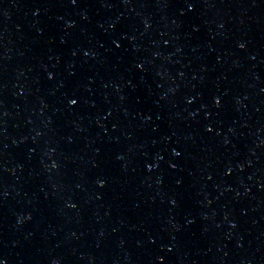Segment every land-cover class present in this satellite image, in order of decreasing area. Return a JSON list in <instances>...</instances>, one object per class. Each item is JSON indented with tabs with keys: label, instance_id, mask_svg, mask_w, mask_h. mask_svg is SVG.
<instances>
[{
	"label": "water",
	"instance_id": "95a60500",
	"mask_svg": "<svg viewBox=\"0 0 264 264\" xmlns=\"http://www.w3.org/2000/svg\"><path fill=\"white\" fill-rule=\"evenodd\" d=\"M0 264H264V0H0Z\"/></svg>",
	"mask_w": 264,
	"mask_h": 264
}]
</instances>
